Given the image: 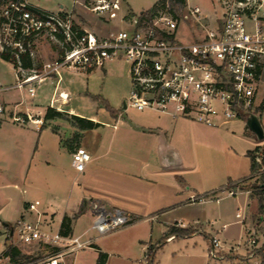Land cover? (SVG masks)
Segmentation results:
<instances>
[{"label": "built area", "instance_id": "built-area-1", "mask_svg": "<svg viewBox=\"0 0 264 264\" xmlns=\"http://www.w3.org/2000/svg\"><path fill=\"white\" fill-rule=\"evenodd\" d=\"M182 8L177 15L167 3L145 20L142 12L131 15L124 11L123 0H69L68 5H59L53 11L35 7L28 0H8L0 11V52L14 57L15 83L0 84V92L22 89L34 96L40 82L62 69L92 71L120 57L128 65L131 83L124 107L153 109L206 126L235 118L245 120L263 106L256 98L264 68V0H210L207 10L183 0ZM79 10L90 12L105 24L123 27L99 35L75 20ZM41 36L57 44L59 54L55 60L39 64L32 49L33 40ZM21 54L33 60L31 68L21 65ZM65 96L59 93V97ZM0 117L17 125L31 123L39 128L42 124L41 118L2 101ZM89 160L90 155L82 147L71 153V166L76 172H82ZM253 161L256 169L251 179L256 180L264 172L260 149L255 151ZM238 186L236 182L234 188H225L227 195L234 196ZM212 197V193L192 194L187 202L195 204ZM38 205L37 200L27 204V211L36 214L34 220L22 215L12 225L0 222V264H10L6 252L16 243H36L42 249L40 258L22 264H64V256L92 243L91 238L82 235L44 229ZM89 208V229L97 236L133 221L122 210H108L95 200ZM244 213V207L235 213L241 223ZM244 230L248 245L255 249L262 245L252 228ZM209 244L208 255L219 258L222 243L211 237ZM253 254L250 252L249 257Z\"/></svg>", "mask_w": 264, "mask_h": 264}, {"label": "crops", "instance_id": "crops-1", "mask_svg": "<svg viewBox=\"0 0 264 264\" xmlns=\"http://www.w3.org/2000/svg\"><path fill=\"white\" fill-rule=\"evenodd\" d=\"M89 72L91 71H87ZM83 75L81 70L62 69L58 74L40 82L35 88L34 96H29L22 89H13L14 92L19 90V94H12L9 90L0 92V101L4 104L16 106L42 119L39 128L29 123L17 125L20 128L12 130L16 137L13 140V152L18 162L14 166L16 174L22 175L20 171H23L24 176H30L28 190L26 193L23 191L24 195L18 202V216L24 215L34 220L36 214L26 208L29 202L37 200L44 229L51 232L58 230L66 217L71 227L69 235H82L94 241L97 234L86 236L89 230L82 228L81 213L84 207L95 200L108 210L116 208L129 214L133 218L130 224L140 220L154 223L166 219L170 222L168 229L182 223L183 225H179L181 228H191L195 230L193 234L205 235L198 226L202 215L192 213L191 217H185L182 214L187 206L194 205L187 202L188 196L206 192L205 194L213 193L210 200H218V194L223 193L225 186L234 188L236 182H239V186L243 185L250 172L248 152L262 145L264 140L249 148L252 137L246 125L241 122L242 118H235L217 126H206L153 109L128 113L124 106L122 111L108 106L111 113L109 120H101L93 114L81 117V114L69 106V88ZM261 81H264V71ZM46 82L53 87L50 93L42 96L47 100V105H41L40 98H34L37 95L36 90ZM59 93L66 96L61 98ZM47 108H52L62 116L45 118ZM72 116L89 120L92 126L85 128L82 121L74 123ZM4 121L0 120V131ZM222 139L226 142L228 140L230 144L240 141L239 150L245 151L249 164L244 160L241 167L233 171L226 169L223 173L212 177L208 175L207 179L203 177L200 181L192 179L189 175L195 171L196 164L193 163L198 159L197 156L189 158L190 143L208 148ZM78 146L90 155V160L82 172H76L71 166V153ZM229 146L233 148L232 145ZM203 154L209 158L215 157L211 153ZM37 169L43 170L42 182L34 178ZM239 186L235 190H248ZM225 196H228L227 192ZM248 197L247 195L246 201H249ZM212 235L207 234L209 238L216 237ZM145 236L142 232L135 237V241L142 248ZM174 239L176 237L167 241ZM17 244L19 243L14 246L18 248ZM64 264L73 263L64 256Z\"/></svg>", "mask_w": 264, "mask_h": 264}, {"label": "rangeland", "instance_id": "rangeland-1", "mask_svg": "<svg viewBox=\"0 0 264 264\" xmlns=\"http://www.w3.org/2000/svg\"><path fill=\"white\" fill-rule=\"evenodd\" d=\"M29 3L35 7L53 11L56 10L59 5H68L69 0H28ZM158 0H123V10L128 11L129 14L138 15L140 12L149 10L154 3ZM191 4L200 6L202 10L209 9L210 0H189ZM5 5L0 6V11ZM183 12V8L181 9ZM75 20L80 23L81 26L86 29L97 32L99 35H106L110 31L123 27L121 24H105L101 22L96 16L88 11L79 10L75 12ZM182 30L184 28L182 27ZM181 34L185 32L180 31ZM181 36V35H180ZM34 59L42 64L46 61L55 60L59 54L58 45L50 41L45 37H38L33 40ZM264 71V68H263ZM0 82L6 83L5 85H13L15 83V75L13 65L7 61L0 59ZM4 85V84H3ZM53 85L45 84L41 85L36 90L37 100L40 98L41 105H47V100L42 98L46 93H50ZM69 106L74 109L79 116L85 117L87 115H96L99 119L111 118V113L107 109V106L119 109L122 111L123 101L129 96L131 91V83L128 75V65L122 58H116L114 60L107 61L102 68L94 69L87 73L84 71V75L79 78L77 83L72 84L69 88ZM12 94L21 93L19 90L16 92L9 90ZM49 96V95H48ZM47 96V97H48ZM42 98V99H41ZM261 100L264 103V81L260 83L258 88V95L256 101ZM137 109L127 107V112H135ZM254 114L257 116L261 127L264 132V105L255 109ZM5 120L4 126L0 131V222L12 225L18 216V202H20L21 196L28 190V178L30 176H24L23 171H20L22 175H17L15 167L16 162L13 147V140L16 139L14 131L17 128V124H14L6 117L0 119ZM243 124L245 120L240 119ZM195 122V121H194ZM198 123V122H197ZM251 134V140L249 148L253 147L257 140L253 133L247 128ZM264 140V139H263ZM230 144L225 139L218 143H213L211 147L196 145L191 142L188 146L190 153V159L197 156L195 171L190 173L191 178L200 181L201 178L207 176H215L220 172L233 171V169L241 167L244 160L249 164V160L245 155V151L239 150V143ZM13 144V145H12ZM232 145V149L229 148ZM234 145V146H233ZM237 145V146H236ZM225 150V151H224ZM187 151V152H188ZM205 153H211L215 157L209 158ZM225 152L226 154L224 155ZM26 158V162H27ZM191 162H189L190 164ZM249 167V166H248ZM40 171V172H39ZM34 173V178L37 181H43V170H39ZM248 171V170H247ZM187 177V175H183ZM32 178V177H31ZM214 178V177H213ZM253 182V183H252ZM258 181H252L247 178L244 180V184H255ZM226 185V184H225ZM228 188L227 186H225ZM232 189L231 187H229ZM228 188V189H229ZM227 189V190H228ZM216 190V189H214ZM226 189L222 194H218L219 199H206L204 202L187 206L182 214L185 217H191L192 213L196 215H202L199 218L198 226L203 229V233L193 234L188 237H176L172 241H165L164 244L158 248L154 254L153 264H234L242 262L239 259H231L230 256H245L250 252H254L255 248L246 243V232L244 228H252L255 231L257 241L259 244L264 242V219H259V213L257 212V202L255 198H250L252 188L249 187V201H246L248 190H237L235 196H225ZM203 193H194V195H202ZM213 194V193H212ZM244 199V200H243ZM245 202V203H244ZM248 202V203H247ZM244 207L245 219L241 223L239 219L235 217V213L238 208ZM82 215V228L88 229L86 236L95 235L94 230L89 229L92 221V214L90 212L89 205L84 207ZM26 217V216H25ZM137 221L132 224L119 226L113 228L106 233L96 236L94 241L89 246L81 248L71 254L66 255V260L73 264H96L98 258V252H104L106 254V264H146V251L149 245L156 244L162 239L164 232L168 229L170 222L163 219L162 222H142ZM223 227V228H222ZM152 228V230H151ZM220 229H223L222 231ZM190 230H193L190 228ZM195 231V230H194ZM145 233V242L142 244L143 248L135 241V237L140 233ZM213 234L212 236L218 237L222 244L226 246L219 251V258L213 259L208 255L209 249V236L207 234ZM215 233V234H214ZM85 237V236H84ZM20 248V253L24 254L29 259H36L42 256V249L39 244H17ZM97 248V250H95ZM230 248V249H228ZM26 260V259H25ZM248 263L258 264L257 256L254 254L248 257ZM3 264L7 262L2 261Z\"/></svg>", "mask_w": 264, "mask_h": 264}, {"label": "trees", "instance_id": "trees-1", "mask_svg": "<svg viewBox=\"0 0 264 264\" xmlns=\"http://www.w3.org/2000/svg\"><path fill=\"white\" fill-rule=\"evenodd\" d=\"M8 0H0V6H3L7 3ZM169 4L170 9H174L176 14L179 15L181 13L182 9V3L183 0H158L154 5L147 11H144L141 13V18H144L145 20H150L152 15L154 14L155 10L159 7H165L166 4ZM0 58L4 61H7L13 65V67L16 66V62L14 60V57L8 53L0 52ZM20 62L21 65L24 68H31L33 60L30 59V57L27 54H21L20 55ZM262 107V106H261ZM107 109L110 110V108L107 106ZM53 116H62L61 113L56 112L52 108H47L45 113V118H51ZM74 123H77L79 121L84 122L85 128H89L92 126V122L89 120H86L84 118H78L76 116H72L71 118ZM260 149V154L262 155V160L264 162V143L260 146H256L252 151L248 152L249 160H250V172L249 177L252 178L253 173L255 172V164L253 161L255 151ZM255 181H258L255 184H246V185H240L239 187L242 189H249L252 188L250 195V198H255L257 202V212L259 213V219H264V172L259 175L258 178H256ZM234 187V186H233ZM60 233L62 235H69L71 233V227L69 220L65 217L60 225ZM195 231L171 226L166 233L163 234L162 239L159 240L154 245H149L147 247V253H146V264H153L154 260V254L158 248H160L167 239L171 237H188L192 235ZM7 255L9 256V263L10 264H22L23 262L27 261L28 257L24 254L20 253L18 248L16 246H8L7 249ZM254 256H257L258 258V264H264V242L262 245L254 250ZM106 254L104 252L99 251L98 252V258L96 261V264H104ZM248 254L245 256H230L231 259H239L242 262L234 263V264H250L248 263ZM26 259V260H25Z\"/></svg>", "mask_w": 264, "mask_h": 264}, {"label": "water", "instance_id": "water-1", "mask_svg": "<svg viewBox=\"0 0 264 264\" xmlns=\"http://www.w3.org/2000/svg\"><path fill=\"white\" fill-rule=\"evenodd\" d=\"M245 125L253 133L257 140L262 141L264 139L263 129L255 114L250 113L246 116ZM3 225H6V223H3Z\"/></svg>", "mask_w": 264, "mask_h": 264}]
</instances>
